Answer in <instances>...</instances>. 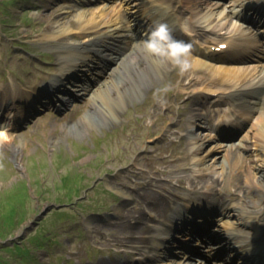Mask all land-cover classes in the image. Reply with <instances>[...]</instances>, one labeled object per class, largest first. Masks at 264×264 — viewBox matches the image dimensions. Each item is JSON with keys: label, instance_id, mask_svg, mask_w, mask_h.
<instances>
[{"label": "rangeland", "instance_id": "374dc122", "mask_svg": "<svg viewBox=\"0 0 264 264\" xmlns=\"http://www.w3.org/2000/svg\"><path fill=\"white\" fill-rule=\"evenodd\" d=\"M3 1L5 0H0V6L11 2V0ZM47 1L42 2L41 6L27 7L25 10L18 8L19 4L14 3L13 16L9 14V16L0 17V81L4 84L13 82V87L18 93H27L25 95L29 98L36 96L34 94L36 88L51 84V77L58 72L55 54L58 51L52 48L57 44L55 39L58 38L51 37L49 42L38 41L43 33L41 27L44 24L40 20V15L49 10L48 6L43 5ZM133 1L74 2L72 12L91 11L93 23L99 21L100 10L111 13L112 19L102 22V25L94 26L95 29H90L87 25L79 30L71 27L70 31L73 32L67 30L65 35L62 33L59 36L60 39L72 43L70 46L79 47L83 39H91L99 34V31L112 27L111 25L114 24L112 21L117 19L116 15L126 16L130 13L132 5L127 3H133ZM213 1L215 0H202L198 7ZM29 2L31 3L32 0H22V3ZM65 2L71 4V0H65ZM221 2L223 5L220 3L216 14L220 15L219 9L225 7L226 11L221 12L223 14L227 12V16L231 17L227 9L231 10L233 0ZM157 3L165 7L169 2L159 0ZM173 3L176 8L179 7L178 1ZM194 5L196 4L190 7L196 8ZM190 7L183 5L181 9L183 13L177 12L174 15L178 19L174 23L178 29L181 28L182 33L186 30L193 36L199 29L190 22ZM36 10L37 12L34 13ZM172 13L174 14V11ZM6 14L5 11L4 15ZM66 20L67 17L62 16L53 24H56L55 28L58 29L66 24ZM147 28L149 30L145 31V36L155 30L156 26ZM143 29L145 27L140 29L141 33H144ZM204 35L212 36L213 34L206 31ZM195 36L204 43L205 39L199 38L203 35ZM175 38L184 39L179 35ZM122 45L117 54H120L121 58H126L132 52V46L129 42ZM141 45L142 50L138 52L136 61L138 64L146 65L143 56L146 49L143 44ZM190 49L191 46L189 52ZM122 60L125 64L126 59ZM86 62L92 64L91 67L83 63L80 67L84 70L82 77L90 76L92 82L95 81L91 88L110 75L118 80L116 77L119 75V69H117L118 72L110 70V73L102 71L96 74L99 72L95 66L99 62L103 63L102 58L97 55L90 54ZM224 64L228 63L222 62V65ZM235 64L236 62L233 66H236ZM74 68L73 75L75 72L80 73L76 67ZM163 68L164 71L166 70L163 76L149 74V84L140 85L139 90L135 92L124 93L125 105L117 111V118L113 121H104L103 115H95L91 118L88 116L94 109L86 93L79 96L68 107L71 109L69 112L62 110L56 113L54 111L56 108L51 104L52 97H48L47 100L51 103L38 104L34 111H28L30 113L26 118L19 119L22 125L16 126L15 130L9 132L8 138L12 144L19 146L16 153L10 145L4 144L5 137L0 140V264H122L123 261L126 264H141L143 261L146 262L147 258H142L146 254L130 255L128 251L132 249L131 247L128 245L120 247L112 243L114 236L117 235L121 212L128 209L131 204H138L139 198L143 197L142 190L150 191L151 198H158L163 202H169L172 198L177 202L179 195L193 189L205 190L202 197L211 198L206 194L207 189L203 185L220 173L221 176L218 178L221 182L218 187L226 185L231 194L227 197L225 193L224 196L227 200H230L229 198L236 200L235 202L230 200L231 212L228 214L234 213L232 206H241L253 219L261 215L264 217V169L263 172H256V166L264 165V143L261 142L262 146L257 147L262 148L258 150L259 152L250 154L248 151H241L239 155H231L230 160L223 161V167L220 168L217 166L219 159L217 154L212 151L206 153L205 147L213 140L208 141L199 153L200 167L202 169L211 167L216 171L210 173L213 176L207 177L205 170L192 171V160L188 153L190 139L189 134L186 133V119L191 108L195 106L193 103L195 100H203L204 104L200 107L207 117L209 128L220 121L218 115L228 112L229 107L217 98H205L204 94L195 93L198 86L195 81H191L186 87H181V84L189 81L191 75L196 76L199 72L191 71L188 75L187 73L182 75V72L173 64ZM130 72L134 79L137 78L131 69ZM67 78L64 79L69 81L67 86L74 87L75 85L71 82L75 77ZM83 80L80 79L81 82ZM209 86L214 89H223L227 85L223 82H211ZM180 88H182L181 91ZM77 92L79 90H74V93ZM112 94L115 95L113 92ZM19 100L25 107L28 106L25 96ZM255 113L264 116V113ZM83 114L89 119L86 126L77 124L78 128L75 129L79 116ZM236 114L237 116L232 117L234 121L241 118L239 113ZM222 116L226 118L224 114ZM241 116L248 119L249 115ZM251 118L258 120L255 114ZM6 126L7 122L0 124L1 134ZM182 152L185 153L183 160L172 159ZM255 176L256 180L258 177V182L253 179ZM225 178H228L231 185L224 181ZM163 181L169 183L163 186L161 185ZM208 191L210 194L213 192ZM198 193L193 195H199ZM150 197L146 199L147 203ZM217 197L218 194L212 199ZM240 202L243 204L239 205ZM51 203L59 206L53 208ZM48 206L50 208L38 216L41 210ZM223 213L225 214V211ZM237 220L239 221L238 215L235 221ZM217 224L216 232L213 227H210L214 233L209 231L207 234L209 238L220 242L221 236H225L226 232L221 228V222ZM147 229L145 228V231ZM243 231L246 232V239L252 235V231L248 228ZM260 234L264 237V228ZM187 238L188 244H193V241H190L191 235ZM204 239L210 240L206 236ZM214 244L218 245L217 242ZM175 248L181 249L179 246H174L170 248V251L164 249V252L161 250L159 252L166 254L169 259L175 258L174 262L180 261V264H184L187 260L194 262L193 264L215 263L212 251L208 253L202 250L205 254H209L211 262H208L205 254L203 258V252L200 257V252L195 250H187L183 256L178 255L179 253L176 256L170 255ZM218 257L222 259L217 261H221L227 258V254L219 253ZM169 259H159L157 263L146 262V264H163ZM223 263L227 264V261Z\"/></svg>", "mask_w": 264, "mask_h": 264}, {"label": "bare ground", "instance_id": "6f19581e", "mask_svg": "<svg viewBox=\"0 0 264 264\" xmlns=\"http://www.w3.org/2000/svg\"><path fill=\"white\" fill-rule=\"evenodd\" d=\"M72 1V0H71ZM169 3H173L176 0H163ZM178 4L185 7H189L187 5V2L190 1L192 4H196L197 8L190 7V22H193L194 25L197 26V35H202L209 29V32L212 34L214 33L216 36L221 38L222 41L215 42L217 46L220 45V43H226V48L223 51H235V52H243L244 56H248L249 54L244 52L243 43L236 42L239 41V39H247L249 37H254L253 34H251L248 27L242 26V22H244L242 17V11L244 10V7L248 4L247 0H233L232 7L233 9L230 11L231 17L228 18L227 14H221L214 15V9L215 7L221 5L222 2L214 1L211 2L209 5H204V7H198L201 3L200 0H177ZM144 6H150L156 7L159 9V16L164 17V20L161 22L162 24H165L166 22H170L172 24L171 30L178 32V28L175 27V23L172 22V19L168 16L167 11L172 8V5L169 7L162 8L158 4L154 2V0H148L147 2L142 3ZM136 5L140 6L141 3H136ZM67 7L66 10H62V16L67 17L66 24L62 27H58V29L54 28L55 24H52L56 21V18L58 14L56 12H47V14H41V17L47 21V23L42 27L44 36L51 37L55 36L60 40L61 34L64 35L69 31L70 28L73 27L74 29H81L82 26H88L93 28L94 26H98V24H101L102 22H106L110 20L109 13L106 11H101L99 16V21L97 23H93V14L91 11L81 10L78 12H72L73 8L70 4H65ZM70 8V9H69ZM70 10V11H69ZM179 10V9H178ZM177 10V11H178ZM192 11V12H191ZM136 12H139V10H136ZM239 12V13H237ZM60 15V16H61ZM163 15V16H161ZM157 16V15H156ZM158 16V17H159ZM233 16V17H232ZM137 19V18H134ZM119 23L115 25L113 28H106L101 31H99V34L91 39H84L82 42V48L75 47L73 51L71 50H64L62 49L57 56L58 63H59V71L61 72V75L65 76L68 73L69 61H74L76 64L77 62L84 61L85 57H87V52L91 51L98 55L99 57H102L103 59H113V62L110 63L106 70H111L115 72H118L117 69H119V75L116 77L118 80L115 79V76L112 77L107 76L103 80L97 82V85L90 88V84L88 85L87 89L85 90L90 105L93 107L94 110H91L88 116L90 118L95 115H103L104 121L110 122L115 120L117 111L122 109V107L125 105V99H124V93L125 92H135L139 90V86L143 85L146 86L149 84L148 75L154 74L157 76H163L166 72L164 71L163 67L167 68L169 65H172L170 61L164 60L161 57L155 56L148 52L143 54L144 61L146 65L138 64V52L142 50V43L138 39H130L129 44L132 46V52L126 56V58H116L110 57L113 56V53L117 51L118 48H116L115 43L118 38L130 36L133 37L135 34L133 31L130 32L131 28L124 25L123 17H119ZM160 24V25H162ZM199 26V27H198ZM90 28V29H91ZM95 29V28H94ZM92 29V30H94ZM181 29V28H180ZM68 30V31H67ZM129 30V31H128ZM130 32V33H127ZM248 36V37H247ZM255 38V37H254ZM210 39H217V38H210ZM264 39V34H263ZM264 48V44H262ZM252 51L254 52L257 50V44L252 45ZM259 49V48H258ZM106 57H105V56ZM122 59H126V63L124 64V61ZM213 59V60H212ZM220 58H216L211 55L207 56H188L189 60V66L182 71V75L188 72H200L196 76L191 75L189 78V81L187 84H181V87H186L191 81H195V83H198V87L196 88L200 93H203L206 96H211L212 93H218L216 94V98H220L223 100H226V103L229 98L236 96V91H242L244 95L249 96V99L246 101L247 104L253 102L258 103L259 96L256 92V89L264 86V66L258 65V66H250L247 64H240L234 66H228V65H222L220 63H215L214 60H217ZM117 60V61H116ZM119 63V64H118ZM137 76V78H133L131 76V72ZM202 71V72H201ZM65 74V75H64ZM109 75V74H108ZM61 79V78H60ZM226 79V80H225ZM226 83L229 86L223 89H214L209 86V83ZM9 85V84H8ZM8 85H0V96L1 99L5 101L6 98L9 96L4 91L6 90V87L9 88ZM85 84H82V86ZM206 85L207 88L205 86ZM262 88V87H261ZM74 89V88H71ZM182 88H180V91ZM12 94H15V89L11 87ZM115 93V95L112 94ZM231 95V96H230ZM65 97V96H64ZM1 101V100H0ZM3 102V101H1ZM4 104V102H3ZM197 105L200 103L196 102ZM195 104V105H196ZM230 106H233V109L238 107V104L234 103H228ZM243 104H245L243 102ZM200 107V106H198ZM194 108L191 110V112L188 114L187 117V126H186V133L189 134V145H188V153H190V158L192 159V165L194 169L197 171H206V177L210 174L208 173H214L216 170L211 169V167H200V156L199 153L202 151L203 145L212 138L211 135L207 134L205 132L207 126H206V117L203 115L202 112L199 111V108ZM258 112L264 113V105H260L256 108ZM88 116L83 114L79 116L77 123L75 124V129L79 126H86L87 124ZM258 120L255 122H250L247 126L246 130L243 132L242 135H240L237 139L238 142L236 144L234 143H228V142H220V143H210L207 144L205 147L206 153L208 151H215L217 152L218 160H217V166L222 168L223 161L226 162L230 159V155L234 152L239 151H249L250 146H255L256 148L258 146H262V143H264V116H261L260 114H257ZM1 121V120H0ZM86 122V123H85ZM240 125L241 123L238 122ZM221 124V123H220ZM237 125V124H236ZM12 129V128H10ZM1 132V131H0ZM235 134V133H234ZM9 132L3 131V133H0V140L5 137L3 140L5 145H11L12 142L8 138ZM212 140V139H211ZM251 142V143H250ZM262 142V143H261ZM13 152L16 153L19 150V146L11 145ZM261 147H259L258 150H260ZM257 150V152H259ZM185 153L182 152L179 155H176L172 159H181L183 160ZM252 154V151L250 152ZM18 161V160H17ZM18 164V163H17ZM256 172L258 173L263 172L264 165H258L256 166ZM203 175V174H202ZM204 176V175H203ZM256 182H258V177L256 180V176L253 178ZM212 182H216V180L213 179ZM169 182H162L161 185L165 186ZM150 184V180H149ZM148 184V185H149ZM147 185V186H148ZM173 190V189H172ZM192 194L189 196V194H183L179 195L178 199L179 201L176 202L175 199H171L169 202H163L160 199L151 198V192L147 190H142L141 194L143 195L142 198H139L138 204H131L128 209H125L121 212V216L118 220L119 228L116 230L117 235L114 236L112 243L120 245L122 247L123 245H128V247H131L132 249L129 250L130 255H136L139 253L144 252H151L152 248H155L158 244L164 243L166 240V236L164 235V230L166 229V225L174 224L178 221L177 216L179 213H181V210L187 209V207L201 205L202 199L199 198V196L193 195V193L196 192V189L193 191H190ZM175 193V192H174ZM150 197L149 202H146V199ZM176 202V203H175ZM170 205V206H168ZM239 212V215L241 216V219L244 222H250L251 227L255 230V233H259V240H256L254 243L257 244L259 248H249L246 250L247 253H250L252 256L258 257L260 261L264 260V251H261L264 247V237L260 234V232L264 228V217L261 218L259 222L249 221L246 219V215L244 212H241L240 210H237ZM182 217V216H181ZM181 227V226H178ZM145 228H148L147 231H145ZM204 232V231H203ZM242 246H247L246 241L241 242ZM255 246V244H254ZM260 246H262L260 248ZM259 249V250H258ZM164 264H180V262H174L170 261L168 263Z\"/></svg>", "mask_w": 264, "mask_h": 264}, {"label": "clouds", "instance_id": "9594fccd", "mask_svg": "<svg viewBox=\"0 0 264 264\" xmlns=\"http://www.w3.org/2000/svg\"><path fill=\"white\" fill-rule=\"evenodd\" d=\"M151 54L170 61L179 71L189 66L190 45L177 40L167 24H162L140 41Z\"/></svg>", "mask_w": 264, "mask_h": 264}]
</instances>
